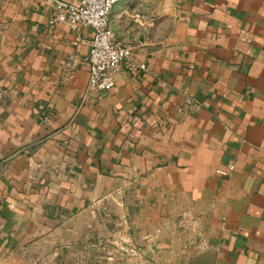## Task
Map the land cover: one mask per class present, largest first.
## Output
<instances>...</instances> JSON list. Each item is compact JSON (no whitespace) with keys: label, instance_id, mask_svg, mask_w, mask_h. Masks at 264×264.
Listing matches in <instances>:
<instances>
[{"label":"crops","instance_id":"obj_1","mask_svg":"<svg viewBox=\"0 0 264 264\" xmlns=\"http://www.w3.org/2000/svg\"><path fill=\"white\" fill-rule=\"evenodd\" d=\"M55 1H0V264L95 210L146 264H264V0H119L136 68L88 92Z\"/></svg>","mask_w":264,"mask_h":264},{"label":"rangeland","instance_id":"obj_2","mask_svg":"<svg viewBox=\"0 0 264 264\" xmlns=\"http://www.w3.org/2000/svg\"><path fill=\"white\" fill-rule=\"evenodd\" d=\"M106 216L118 217L116 212L96 210L66 217L70 225L27 244L25 264H146L143 254L140 258L136 254L141 245L135 241L150 238L154 230L139 226L101 227L100 220ZM90 219L93 226H85ZM134 244L137 246L133 248ZM121 252L126 253L125 258L117 257Z\"/></svg>","mask_w":264,"mask_h":264},{"label":"built area","instance_id":"obj_3","mask_svg":"<svg viewBox=\"0 0 264 264\" xmlns=\"http://www.w3.org/2000/svg\"><path fill=\"white\" fill-rule=\"evenodd\" d=\"M1 1V0H0ZM119 0H56V10L48 24L57 22L71 27L91 29L87 54L88 80L86 92L107 91L114 84V74L120 68H136L132 46L116 40L109 26V14ZM222 172V170H218Z\"/></svg>","mask_w":264,"mask_h":264}]
</instances>
